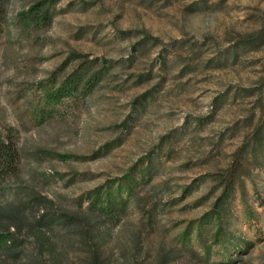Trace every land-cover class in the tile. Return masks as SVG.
I'll return each mask as SVG.
<instances>
[{
  "label": "rangeland",
  "instance_id": "obj_1",
  "mask_svg": "<svg viewBox=\"0 0 264 264\" xmlns=\"http://www.w3.org/2000/svg\"><path fill=\"white\" fill-rule=\"evenodd\" d=\"M35 1L10 0L0 23V147L12 151L8 163L0 159V209L23 203L34 222V195L62 210L87 207L97 192L125 198L128 176L154 157L158 186L141 192L157 195V220L151 227L130 207L113 221L107 264H264V166L237 183L227 221L233 235L211 249L198 239L221 194L212 192L214 176L183 193L226 172L264 118V48L216 66L262 29L264 0H48L49 22L28 25L21 14ZM77 55L111 62L108 82L58 96L83 61ZM186 63L198 68L183 73ZM150 72L152 80L137 83ZM245 88L262 90L234 96ZM11 231L0 264L51 263L25 229ZM68 249L64 263L79 262Z\"/></svg>",
  "mask_w": 264,
  "mask_h": 264
},
{
  "label": "trees",
  "instance_id": "obj_2",
  "mask_svg": "<svg viewBox=\"0 0 264 264\" xmlns=\"http://www.w3.org/2000/svg\"><path fill=\"white\" fill-rule=\"evenodd\" d=\"M9 2L10 0H0V23L3 20V15L7 10ZM21 17H24L28 25H32L33 23H48L52 18L48 0H36L28 11L22 12ZM147 42H149V39L144 41L143 44ZM262 48H264V26L248 40L237 42L226 52L222 53L218 58L216 66H225V64L230 63L231 59L234 62L237 61L242 51H259ZM139 52L142 53L143 51L139 50ZM76 58L83 59V61L67 79L66 83L60 87L57 92L58 96L75 94L82 90L90 93L108 82L110 72L114 67L111 62L98 65L100 64L99 59L90 60L84 55H77ZM184 68L183 73L190 68L194 70L198 67L197 65H192V63H186ZM153 78L154 76L151 72L145 75L142 74L139 76L137 83L142 84ZM258 90H262V88H245L235 92L234 96H255ZM258 104L264 108V95L262 93ZM164 146L167 147L168 143H165ZM11 152L8 146L4 145L0 147V159L5 164L9 162L8 158L11 156ZM164 154L172 158V151ZM154 160V157H151L146 167H142L128 176L127 197H121L119 200L117 198L114 199L111 191L107 192V198H102L101 194L97 192L93 194V197L96 198L87 207L84 208L80 204L76 209L62 210L56 208L54 199L43 194L34 195L32 198L33 203H36L34 206L41 213L34 222L29 221V218L25 215L22 209L23 203L10 206L8 209H0V249L11 250L12 246L8 245L7 242L14 236V233L11 231L12 229L16 232H22L25 229L36 239L41 253H50V264H65L64 262L68 260V248H72L78 254L79 262L74 264H107L105 246L108 242V236L111 234L110 224L113 221L121 220L119 216L121 214L127 215L130 207L144 216L146 224L151 227L154 226L157 220V208L159 205V199H155L157 195H153L151 192H147L144 195L141 192L147 186H151L152 188H157L158 186L153 184V180L159 172L158 168L160 166L156 165ZM259 166H264V118L256 126L250 139H247L237 151L231 166L225 170L226 172L219 176H203L196 183H193L189 187H184V196H189L195 188V184L199 185L200 182L202 183L214 176L211 178L215 183L212 192L221 190V194L217 198L213 209L205 214L203 217L204 221L200 225L198 241L201 248L211 249L214 243H220L229 234L233 235V233H229L227 221L231 204L235 197L237 183L242 181L243 176L247 174L249 168ZM118 190L121 191L120 188ZM161 190H166L167 194L171 192L168 186L162 187ZM208 198L204 197L200 202L194 204V206L203 204ZM178 201L179 199H173L166 204L173 206ZM210 231H214V235L211 237L212 241L207 239ZM2 239H6L3 246L1 245ZM16 244L17 242H14V245ZM187 250L191 254H196L197 252L193 247H188ZM168 258L170 257H167V260H169ZM35 264L39 263L36 262Z\"/></svg>",
  "mask_w": 264,
  "mask_h": 264
}]
</instances>
